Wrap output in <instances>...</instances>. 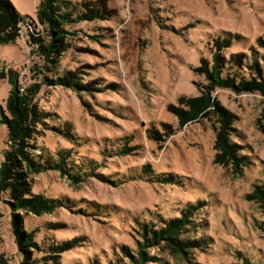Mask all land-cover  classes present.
Wrapping results in <instances>:
<instances>
[{
	"label": "rangeland",
	"instance_id": "obj_1",
	"mask_svg": "<svg viewBox=\"0 0 264 264\" xmlns=\"http://www.w3.org/2000/svg\"><path fill=\"white\" fill-rule=\"evenodd\" d=\"M42 1L11 0L23 22L14 42L0 43V165L10 148V69L26 68L21 93L33 88L43 114L27 148L41 164L29 174L27 197L60 202L14 210L10 192L0 191V264L25 261L15 214L33 233L30 263L134 264L144 235L152 236L143 226L183 219L189 205L197 207L185 231L203 246L188 255L160 246L149 255L167 264H264V206L249 197L264 185V94L239 91L264 81V0H65L104 16L63 26L67 49L58 58L40 52L51 39L36 17ZM215 54L236 89L216 90L217 107L181 125L171 107L187 110L181 98L207 91L211 80L198 68L202 59L212 68ZM68 73L80 89L50 82ZM219 108L250 160L237 175L215 164Z\"/></svg>",
	"mask_w": 264,
	"mask_h": 264
},
{
	"label": "trees",
	"instance_id": "obj_2",
	"mask_svg": "<svg viewBox=\"0 0 264 264\" xmlns=\"http://www.w3.org/2000/svg\"><path fill=\"white\" fill-rule=\"evenodd\" d=\"M15 9L11 0H0V43L2 44L14 42L19 37L23 17ZM76 13L78 19H73ZM101 16H104L102 11L92 7V4L88 2L76 5L65 0H43L37 9L36 17L40 23L50 26L51 39L49 45H40L41 54L45 57H51L53 53L57 58L62 56L63 52L67 49V32L63 29V26L72 22V20L78 22L85 19L100 18ZM7 31L9 32L7 33ZM28 35L31 41L38 44L42 43L41 39L34 33H29ZM221 46L222 43L219 42L218 47ZM202 64V69H198L203 70L208 80H211V83L207 85V91H201V95L195 98H181L180 102L187 107V110H184L182 107H171L179 117L181 125L197 120L209 108L217 107V104L212 102L213 92L218 89L236 87L234 81L229 82L223 77L217 54L214 55L212 68L209 67L210 61L206 59H202ZM18 76L19 72L10 69L8 79L13 88L6 105L9 116L4 114L5 118L3 120V123L8 128V145L10 148L5 151V160L0 165V191L10 192L9 194L14 200L11 204L14 210L32 209L36 212L51 210L60 201L45 200L44 197L38 195L33 198L27 197L31 194L32 187L29 181V174L32 173V170L35 172L41 171V164L37 162L36 158L30 156L27 148L30 140L33 139L36 126L41 121L43 114L38 111L37 105L34 102L33 88H28L26 93H21L20 86L22 84L19 81L20 78L16 79ZM50 82L70 88H81V85L76 81V77L71 75V73L57 78L56 81L50 80ZM239 91L260 92L264 94V81L249 83L248 85L244 84L239 88ZM1 109L5 113L4 109ZM218 110L222 115L215 143V164L230 168L237 175L241 173L243 166L250 164V160L241 152L242 145L231 139L232 120L230 114L222 111L220 108ZM152 132L156 133L154 130ZM75 179H78V177L75 176ZM249 197L264 206V185L256 187L253 194ZM189 207L183 211V219L175 218L165 221V226H160L158 229L143 226L152 236L149 238L148 235H144L145 242L144 244H140L137 257H132L134 264H145L150 260H157L161 264H167L162 259H159L157 255H149L147 252L149 248L161 246L171 250L172 254L184 253L188 255L190 253H186V250H190L196 246H203L204 239L193 238L191 235H187L185 231V225L192 215V210L196 209L197 206L189 205ZM23 220L22 215H13V231L17 238L19 250L25 259L23 264H37L36 261L30 263L33 260L31 248L36 245L33 242V233L25 229ZM194 227L197 228V224H194ZM76 242L77 240L68 244H60L59 246L52 247L51 250L57 252L58 249L75 244ZM123 249L127 252L126 248ZM246 264L254 263L247 260Z\"/></svg>",
	"mask_w": 264,
	"mask_h": 264
},
{
	"label": "built area",
	"instance_id": "obj_3",
	"mask_svg": "<svg viewBox=\"0 0 264 264\" xmlns=\"http://www.w3.org/2000/svg\"><path fill=\"white\" fill-rule=\"evenodd\" d=\"M25 69H26V68H23V70L19 72V78H20V79H21V78H25V76H26V73L24 72ZM24 90H25L24 87H22V85H21V86H20V91L24 92Z\"/></svg>",
	"mask_w": 264,
	"mask_h": 264
}]
</instances>
